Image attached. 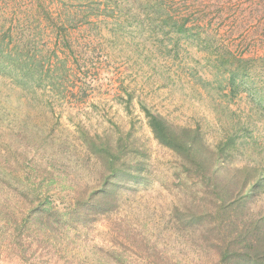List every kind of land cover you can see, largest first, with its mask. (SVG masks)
<instances>
[{
  "label": "trees",
  "instance_id": "trees-1",
  "mask_svg": "<svg viewBox=\"0 0 264 264\" xmlns=\"http://www.w3.org/2000/svg\"><path fill=\"white\" fill-rule=\"evenodd\" d=\"M252 1L0 0V87L6 90L0 92V264H64L60 251L70 264H138V255H127L118 235L110 247L91 242L85 229L99 221L122 229L126 240L141 233V264H192L204 252L214 264H264V205H257L264 173L233 158L248 142L249 128L238 125L210 145L198 126L173 123L140 102L153 138L175 154L179 174L190 185L188 198L167 209L162 229L144 222L128 233L122 221L111 219L120 209L119 193L140 181L143 163L126 149L128 138L112 139L48 114L53 104L72 108L91 96L97 89L91 70L107 58L105 48L136 35L173 60L193 47L202 55L195 62L208 59L216 68L225 96L244 91L264 106L259 88H245L252 64L264 59L256 55L255 41L248 37L251 43L244 39L242 49L232 51L215 38L216 27L226 25H236L242 35L258 29L264 34V0ZM252 8L255 15L248 19L245 9ZM119 90L128 94L123 84ZM130 98L122 101L128 114ZM30 105L34 115L16 117ZM71 243L79 249L69 250ZM170 243L195 247L192 260L169 250Z\"/></svg>",
  "mask_w": 264,
  "mask_h": 264
},
{
  "label": "rangeland",
  "instance_id": "rangeland-1",
  "mask_svg": "<svg viewBox=\"0 0 264 264\" xmlns=\"http://www.w3.org/2000/svg\"><path fill=\"white\" fill-rule=\"evenodd\" d=\"M252 2L255 3V0ZM254 7L256 8L255 5ZM255 8L245 9V17L248 16L250 19L255 15ZM216 28L220 34L219 37L215 35V38L232 51L234 49L240 51L247 42H244V39L248 40V37L250 39L252 37L251 41H255L257 45L253 46L256 48V55L264 58V34L260 29L254 34L242 35L235 32L238 29L236 25ZM260 28L264 31V24H261ZM159 49V46L151 40L142 42L138 35L133 40L128 37L120 42H111L104 50L107 58L102 61L98 70H91L92 77L97 79L95 81L97 89L94 93L72 108L66 104L63 106L53 104L50 106L52 110H55L53 113L46 110L53 120L60 119L63 124L70 125L73 121L80 122L90 132L106 133L112 139L118 136L128 138L126 149L128 151L134 149L136 157L143 163L140 170V181L133 184L128 183L119 193L120 209L111 217L113 221H122L128 233L133 225H137L139 231L144 222L149 227L157 229L155 231L162 229L164 223L161 221L166 219L167 209L174 203L184 202L188 198L187 187L190 185V181L179 174L180 162L175 154L158 144L153 138L140 108V102L173 123L198 126L204 133L205 141L210 145L216 143L234 127L246 126L250 131L248 142L237 148L236 155L233 154L234 161L256 164L264 173V106L256 105L252 97L244 91L234 98L225 96L224 93H227L228 89L223 88L224 83L221 80L218 82L217 75L219 74L216 68L210 64L208 59L202 58L201 61L195 62L194 59L202 55L193 47L187 46L184 58L175 60L165 58L160 53L165 50ZM226 58L229 59L227 55ZM252 65L254 68L251 67L250 80L245 88L257 87L264 93V59ZM259 69L262 70L258 71ZM120 84H123L129 95L120 92ZM3 89L1 85V93H4L5 89ZM12 93L22 95L16 89H13ZM28 97L30 98L29 95L26 98ZM129 97H131L129 100L130 114L126 112L122 102ZM4 101L8 107L15 105L7 96ZM34 104L38 105L36 102ZM35 106L30 105L19 109L16 117L23 116L27 112L33 114L37 110ZM35 117L40 118L38 115ZM59 127L58 125L57 129ZM127 132H129L128 135ZM91 172L94 174V170ZM8 198L14 202L13 195H8ZM257 205H264V194ZM108 227L113 230H108ZM120 230L121 232H118L115 226H109L108 222L104 221H99L94 226L85 229L91 242L98 246L110 247V238L118 235V238L126 243L123 248L127 255H138L136 258L138 264H141V245L144 243L141 240V233H138L135 239L131 237L126 240L124 232ZM129 235L127 234V237ZM84 238L82 234L77 240L78 247ZM76 248L72 243L69 246L72 252L76 251ZM168 248L173 249V253L189 256L192 260L191 251L195 247L170 243ZM90 249H92L90 245L86 246V250ZM155 249H160V246ZM58 254H61L60 262L70 264L69 257L61 251ZM200 255H202L201 259L194 260L192 264H214L210 253L204 252ZM187 261V258H181V262Z\"/></svg>",
  "mask_w": 264,
  "mask_h": 264
}]
</instances>
